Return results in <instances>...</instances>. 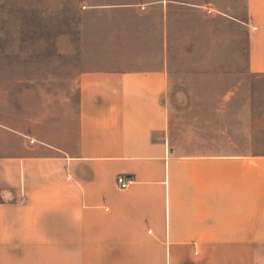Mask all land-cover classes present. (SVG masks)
Returning <instances> with one entry per match:
<instances>
[{"label": "crops", "instance_id": "obj_1", "mask_svg": "<svg viewBox=\"0 0 264 264\" xmlns=\"http://www.w3.org/2000/svg\"><path fill=\"white\" fill-rule=\"evenodd\" d=\"M70 1L50 48L17 49L10 112L0 93V264H264V107L230 153L169 133L183 58L246 31L264 78V0Z\"/></svg>", "mask_w": 264, "mask_h": 264}, {"label": "rangeland", "instance_id": "obj_2", "mask_svg": "<svg viewBox=\"0 0 264 264\" xmlns=\"http://www.w3.org/2000/svg\"><path fill=\"white\" fill-rule=\"evenodd\" d=\"M73 5L70 0H0V63L4 76L0 93L4 112H10L11 107L14 61L23 60L18 58L17 49H27L28 44L50 48L58 29L70 23L76 8ZM242 39V55L215 51L211 67H195L193 58H183L179 83L170 99L169 133L176 153L219 156L234 151L236 139H240L238 145L243 149L247 146L244 140L258 136L253 137L251 131V108L264 107V78L249 72L246 31ZM220 43L230 47L235 38L229 36L228 30L221 34ZM221 55L227 56V61L217 65ZM254 119L257 124L261 121L258 116Z\"/></svg>", "mask_w": 264, "mask_h": 264}, {"label": "built area", "instance_id": "obj_3", "mask_svg": "<svg viewBox=\"0 0 264 264\" xmlns=\"http://www.w3.org/2000/svg\"><path fill=\"white\" fill-rule=\"evenodd\" d=\"M131 181H132L131 178L126 174H119L117 176V183L119 184L120 187L125 188L129 186Z\"/></svg>", "mask_w": 264, "mask_h": 264}]
</instances>
